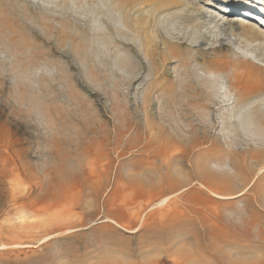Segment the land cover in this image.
<instances>
[{
    "label": "rangeland",
    "instance_id": "obj_1",
    "mask_svg": "<svg viewBox=\"0 0 264 264\" xmlns=\"http://www.w3.org/2000/svg\"><path fill=\"white\" fill-rule=\"evenodd\" d=\"M248 2L0 0V264H264Z\"/></svg>",
    "mask_w": 264,
    "mask_h": 264
},
{
    "label": "bare ground",
    "instance_id": "obj_2",
    "mask_svg": "<svg viewBox=\"0 0 264 264\" xmlns=\"http://www.w3.org/2000/svg\"><path fill=\"white\" fill-rule=\"evenodd\" d=\"M249 1L250 2L251 1L252 2L255 1V3L259 2L260 4L264 5V0H249ZM247 2H248V0H247ZM250 4H252V3H250ZM219 6L220 7H218V10L221 11V13H224V14L225 13L226 14L229 13L230 16L235 17L237 20H239V22L245 23L247 25H257L259 28H261L264 31V12H260V11L259 12L258 11H255V12L253 11L252 12V11H249L248 9H246V8H243V7H242L243 9H240V8L235 7V6H228V5H223V4L219 5ZM257 173H258L257 174L258 176L263 175L264 174V166L261 167ZM200 186H203V185H200ZM206 188L207 187H205V189ZM187 189L188 188L181 189L180 191H177L173 196L162 197L153 206H155V207L165 206L166 204H168V202L170 200H172L176 196L178 197L180 194L184 193ZM208 190L215 198L217 197V198L224 199V200L235 199V198L241 197V196H243L245 194V192L242 191V192L238 193L237 195H221L220 193L218 194L217 193L218 191L216 192L215 189L214 190L208 189ZM102 223L111 224V225L115 226L116 228L124 230L125 232H128L130 234H135V233H137L139 231L140 227H142V225L144 224V218H142L141 223H139L140 225L137 228L134 227L135 229L133 228L132 230L131 229L130 230L126 229V226L122 227L119 224V222H116L115 220L110 219V218H105L102 221ZM73 232H74L73 229H67L62 234L69 235V234H71ZM54 236H56V235L46 236L45 238L40 239L37 242H38V244L47 243ZM13 246L16 247V248L18 247L16 245H13ZM6 249H9L8 245L0 244V250L3 251V250H6Z\"/></svg>",
    "mask_w": 264,
    "mask_h": 264
}]
</instances>
